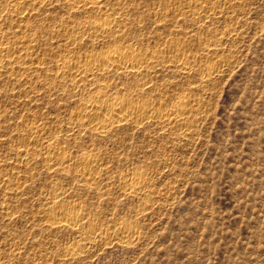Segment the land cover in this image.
Listing matches in <instances>:
<instances>
[{
	"label": "rangeland",
	"instance_id": "1",
	"mask_svg": "<svg viewBox=\"0 0 264 264\" xmlns=\"http://www.w3.org/2000/svg\"><path fill=\"white\" fill-rule=\"evenodd\" d=\"M25 1L0 0V53L11 51L0 62V264H264V0H108L100 12ZM106 14L114 36L69 37ZM118 46L161 52L159 64L93 84L57 69ZM184 53L185 70L161 67ZM101 91L165 112L187 103V129L75 128ZM51 145L71 161L48 162ZM85 156L96 158L93 182L76 164ZM133 173L146 181L137 194L122 187ZM53 200L79 208L73 229L51 225ZM123 225L135 232L127 244Z\"/></svg>",
	"mask_w": 264,
	"mask_h": 264
},
{
	"label": "bare ground",
	"instance_id": "2",
	"mask_svg": "<svg viewBox=\"0 0 264 264\" xmlns=\"http://www.w3.org/2000/svg\"><path fill=\"white\" fill-rule=\"evenodd\" d=\"M35 1L36 0H28V1L26 0L25 2L26 3L32 2L33 4ZM59 1H63L66 7L72 10H76L82 7H89L91 9L92 7L94 10L96 9V11L100 12L102 11L105 2L108 0H47L48 4L54 2L56 3ZM114 3L118 6L122 5L119 0H114ZM198 6L199 5L197 4V2H194L191 6H189V9L192 8L196 9ZM206 7L207 5L202 7L203 12L204 10L205 11L207 10ZM200 9L201 7L197 8L198 11ZM22 13L23 12H19L17 14L19 18L20 16L21 17L23 16ZM113 16L115 15L114 14L107 15L106 18L104 17L101 20L93 21L90 24L85 25L84 27L81 28L76 27L70 31L69 37L72 38L75 33H76L75 35H77L79 34V32L86 33L87 35H89L88 37L91 38L94 37L98 39L106 36H114V34L116 33V28L113 27V25L111 24L112 20L110 19L112 18L114 20ZM118 38L119 40L124 39L123 36H118ZM118 47L104 50L96 54L93 53V54L85 55L84 58L80 60H77L75 58L66 59V57H63L60 60V65L57 67V69L58 71H60L59 73L63 74L62 76L66 75L72 81L74 80L77 81L78 79L79 80L85 79L88 80L89 82L91 81V83L93 84L106 79L110 74L111 75L115 74L123 78H127V76L137 77V75L143 74L144 73L143 71L151 67L155 68L157 65L155 63L158 62L159 64L158 60L161 52L158 55V53L155 52H141L135 49L127 48V46L124 48H120V47L118 48ZM172 49L175 53H178L179 51H181L180 44L175 43L173 46H171L170 50L172 51ZM208 49L206 50L208 51ZM9 51L10 50L5 49L3 55L0 53L2 55L0 58V62H3L5 59H7L6 58L7 54L11 52ZM179 53H182V51ZM174 57H175L174 62L165 63L167 65L163 64L162 62L163 65L160 66L164 68L165 67L169 68V66L175 65L176 67L180 68V70L181 69L185 70L189 65L188 62L189 56L185 55L184 53V54H177ZM9 63L11 62L10 61L8 63L6 62V65H8ZM216 72L217 69L212 65L210 68L204 70V73L207 76H211L213 74L215 75ZM106 98H107V94L104 91L91 94L89 98L86 100V102L81 104L79 108V112L75 116V123H73L72 125H74V127L77 129L82 130L86 127H89L93 129V131L95 130L97 132L103 133L109 128L113 127V125L128 124V123L130 124L133 123V125L135 124L141 125L145 120L153 119L161 125L169 126L170 124L173 125L176 124L178 126H184L187 129L186 120H185L186 114L189 113L188 106L186 105L187 103L186 104L184 102L174 103L172 105V110L165 112L164 109L153 110L152 107H150L148 104L147 105L134 104L129 100H127V98H120L117 100L114 99L113 101H107ZM46 149L47 150L45 157L47 161L48 162L51 161L53 165H56L58 167L64 166L71 161V159L64 156V153L61 149H55L52 147V145L48 146ZM95 159L93 157L85 156V157H81L80 159H78V161H76V164L84 170V172L82 171V174L84 173L83 174L84 177L91 182L95 181L98 177ZM49 164L47 165L49 166ZM144 184H146V181H144L143 176L141 177V175L138 174L134 175L133 173V175L128 180L126 179L123 181L122 187H124L123 189L126 193L128 191L129 194H137L138 192H141V190L144 187ZM50 205L52 209L50 210L48 215L50 216L52 215L49 221L52 222L51 225L53 227L73 229V227L76 226L75 223L76 222L78 223L80 218V214H79L80 210H78L79 208H77L76 206H68L63 203H59L58 200L57 201L53 200L52 202L50 201ZM134 234L135 232L130 227L128 228L127 225H123L116 231V235H117L116 239L121 244H127V240L130 241L134 237ZM83 241L82 244L80 243L78 245V248H72V247L66 248V250L64 251V256L69 257L75 254L77 249L81 250L86 246H88L89 244L87 242L90 241V237L84 239Z\"/></svg>",
	"mask_w": 264,
	"mask_h": 264
}]
</instances>
